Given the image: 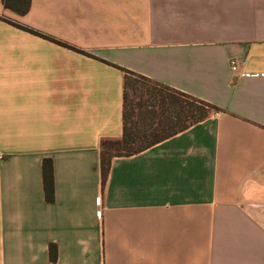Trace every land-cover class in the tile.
I'll return each mask as SVG.
<instances>
[{
	"label": "crops",
	"instance_id": "1",
	"mask_svg": "<svg viewBox=\"0 0 264 264\" xmlns=\"http://www.w3.org/2000/svg\"><path fill=\"white\" fill-rule=\"evenodd\" d=\"M122 68L220 111L103 181ZM0 264H264V0H0Z\"/></svg>",
	"mask_w": 264,
	"mask_h": 264
},
{
	"label": "trees",
	"instance_id": "2",
	"mask_svg": "<svg viewBox=\"0 0 264 264\" xmlns=\"http://www.w3.org/2000/svg\"><path fill=\"white\" fill-rule=\"evenodd\" d=\"M2 1L5 7L19 14L25 13L30 4V0ZM11 23L22 29L40 34L18 23ZM86 54L88 55V53ZM122 70L124 72L122 133L120 138L101 141L100 168L103 181L107 175L112 157L138 153L202 121L210 112L220 111L219 107L210 102L153 81L133 71L124 68ZM131 76L135 78L133 86L138 91V96H136L138 101L133 104L127 91ZM135 109L139 110L140 119L138 122L140 124L131 120ZM145 113L150 114L148 116L151 120L146 121L148 116H144ZM113 149L114 152L111 151ZM42 179L44 197L46 200L52 201L54 198V184L51 158L42 160ZM55 249V245L51 243L50 252L52 256L55 254Z\"/></svg>",
	"mask_w": 264,
	"mask_h": 264
},
{
	"label": "rangeland",
	"instance_id": "3",
	"mask_svg": "<svg viewBox=\"0 0 264 264\" xmlns=\"http://www.w3.org/2000/svg\"><path fill=\"white\" fill-rule=\"evenodd\" d=\"M130 79H131L130 80L131 82H130V85L127 86V91L129 93V97H130L129 99H131V102L133 104V103H136L138 101L137 98H136V96H138V91L135 90V87L133 86V84H135L134 83V79L135 78L131 76ZM148 115H150V114H148ZM148 115H147V113L144 114V116H148ZM139 119H140L139 110L135 109L134 112H133V116H132L131 120L134 121V122H136L137 124H140L138 122ZM149 120H151V118L148 116V118L146 119V121H149ZM111 151L114 152L115 150L113 149Z\"/></svg>",
	"mask_w": 264,
	"mask_h": 264
},
{
	"label": "built area",
	"instance_id": "4",
	"mask_svg": "<svg viewBox=\"0 0 264 264\" xmlns=\"http://www.w3.org/2000/svg\"><path fill=\"white\" fill-rule=\"evenodd\" d=\"M230 62H231L232 69H235L237 66V61L231 60ZM249 75H250V73H244V76H249Z\"/></svg>",
	"mask_w": 264,
	"mask_h": 264
}]
</instances>
